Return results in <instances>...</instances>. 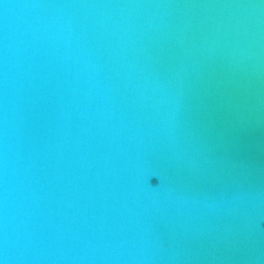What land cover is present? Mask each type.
<instances>
[{
  "label": "water",
  "instance_id": "obj_1",
  "mask_svg": "<svg viewBox=\"0 0 264 264\" xmlns=\"http://www.w3.org/2000/svg\"><path fill=\"white\" fill-rule=\"evenodd\" d=\"M0 264H264V0H0Z\"/></svg>",
  "mask_w": 264,
  "mask_h": 264
}]
</instances>
